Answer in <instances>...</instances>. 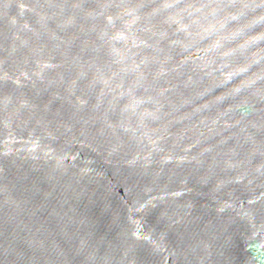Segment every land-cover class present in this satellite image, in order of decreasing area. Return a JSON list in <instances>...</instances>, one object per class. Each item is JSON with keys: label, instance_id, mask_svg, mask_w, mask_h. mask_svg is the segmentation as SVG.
<instances>
[{"label": "water", "instance_id": "1", "mask_svg": "<svg viewBox=\"0 0 264 264\" xmlns=\"http://www.w3.org/2000/svg\"><path fill=\"white\" fill-rule=\"evenodd\" d=\"M0 264H264V0H0Z\"/></svg>", "mask_w": 264, "mask_h": 264}]
</instances>
